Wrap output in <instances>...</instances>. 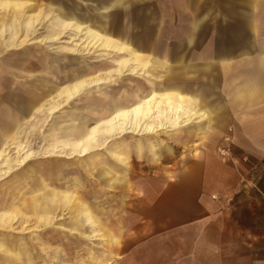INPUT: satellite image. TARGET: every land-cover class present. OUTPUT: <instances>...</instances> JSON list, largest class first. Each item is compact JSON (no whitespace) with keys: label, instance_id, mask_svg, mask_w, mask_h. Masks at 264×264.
I'll return each instance as SVG.
<instances>
[{"label":"rangeland","instance_id":"obj_1","mask_svg":"<svg viewBox=\"0 0 264 264\" xmlns=\"http://www.w3.org/2000/svg\"><path fill=\"white\" fill-rule=\"evenodd\" d=\"M35 1H38V10L48 4L45 0H31L30 3ZM60 1L64 2L65 7L78 5V13L90 11L98 15L105 13L100 6L110 0ZM10 13L17 18L26 17L23 5H2L0 29L7 26L6 19ZM106 15L107 35L130 45L149 59L163 60L173 66L188 64L201 67L209 64L214 56L223 55L226 63H212L205 75H209L208 72L213 73L215 77L220 78V82H225L227 76L234 72L233 69L227 68L228 65L231 66V63L247 57L248 53L243 51L252 46L264 47V0H122L119 5L106 11ZM51 25L57 28L55 24ZM45 26L44 23L35 24L30 28L28 32L31 39L20 34L18 37L12 36L13 46L4 43L11 35L0 31V61H6L14 54L16 58L21 52H31L36 56L30 62L34 70L45 69L43 64L40 67L36 66L35 62L37 59L41 62L45 57L48 61L46 66H51L53 61L62 66L77 59L83 62L87 73L89 66L100 67L96 71L93 70V73L110 74L112 69H117L112 68L111 61L119 54L104 51L99 47H94L88 52L85 36L78 34L74 37L70 29L62 30L65 34L53 43L31 44L34 39L45 34ZM63 70L68 72L67 68ZM4 75H8L7 72L0 69V79L9 78L14 84L12 91L20 93L19 97L22 98L12 108L30 104L34 111L36 109L38 112L33 118L24 117V122L16 128L12 127L7 135L0 132V137L3 138L0 143V195H9L0 196V199H6L0 200V264H9L13 251L18 258V263L15 264L206 262L200 253L203 223L197 218L200 208L195 204H201L200 192L205 185L203 166L199 163L204 155L220 158L221 161H232L234 154L229 138L231 128L225 126V132L219 136L215 132V115L211 114L207 132L188 139H184L182 135L185 129L200 123L207 124V121H200L175 131L161 130L155 134L154 139H149V136L145 135L147 133H126L115 138L113 135L97 131L89 154L78 157L74 153L77 139L72 135L71 125L82 124L79 120L83 115L75 120L69 116H72L74 108L78 109L75 106L81 103L79 98L68 100L67 96H64V100L60 101L55 92H50L48 96L43 95L39 85H30L28 79L22 75ZM185 77L187 82L193 81L190 73ZM36 78L53 83L50 85L57 88L61 85L56 70H50L49 74L45 75L36 73ZM140 78V75L125 73L118 76L116 82L102 85L100 89H115L127 79ZM158 80L160 79H155V83ZM204 83L207 99L211 102L212 92L208 89L207 82ZM98 90L99 87L89 88L79 96L98 97ZM217 96L223 104V87L222 90H214L213 98ZM1 104L2 102L0 108ZM51 108L55 110L51 112ZM12 113L17 114L16 110ZM62 113L64 118H61ZM0 118L4 119L1 113ZM62 119L64 129L69 132L62 131ZM167 120L168 116L161 113L159 124H169ZM105 121L107 120L101 122V127H97L98 130L103 129ZM155 122L158 120L152 124ZM89 124L91 127L95 126L94 122H88L87 126ZM172 136H177L180 144L174 143ZM144 139L168 144L172 150L170 158L173 160L165 162L160 154L152 157L153 159L132 155L130 152H136V147L148 143ZM126 152H129V165H121V159H127ZM58 156L60 158H57ZM110 156L116 157L119 164H107V158ZM136 161H143V165H134ZM143 166L151 170L150 175L156 177V180L143 179L146 188L153 184L162 192L158 200L172 205L157 209L126 210L125 225L118 229L123 237L118 238V230L111 228L116 219H111L108 226H105L106 221L102 218L104 215L99 211V203L103 202V198L99 196L103 180L97 178L100 176L98 173L116 172L121 167L137 169ZM145 174H148L147 171ZM126 175L128 182L130 179L137 181V178H131L130 172ZM26 191H29V194L25 195ZM40 194H47V198H44L50 204L47 212L34 209L36 201L39 203L41 200L37 197ZM31 200L34 207L30 205ZM212 200L215 204V200ZM212 208H216V205ZM116 211L117 208L111 213ZM211 217L216 220L215 215ZM134 224L137 226L134 227ZM105 228L120 241V251L117 254L109 252L111 248L105 243ZM135 234L142 236L139 242L134 240Z\"/></svg>","mask_w":264,"mask_h":264},{"label":"crops","instance_id":"obj_2","mask_svg":"<svg viewBox=\"0 0 264 264\" xmlns=\"http://www.w3.org/2000/svg\"><path fill=\"white\" fill-rule=\"evenodd\" d=\"M30 1L0 0V6L23 5L25 9V19L17 18L10 13L6 19L8 21L7 26L0 29L2 33L8 32L11 35L8 41L4 40L7 46H13L12 36L18 37L20 34L28 39L30 28H33L35 24L43 25L44 23V26L46 25L44 27L45 34L41 38L34 39L31 44H49L45 42L46 39H59L65 34L62 30L70 29L74 37H77L78 34L85 36L88 52L94 47H99L104 51L108 50L119 54L117 58H113L111 61L112 68L117 69L115 71L110 69L112 71L110 74L93 73V70L96 71L100 67L89 66L87 73L83 62L77 59H73L70 63L62 66L56 65L57 61L51 62V66H46L48 61L45 57L41 62L38 59L35 60L36 66L42 67L43 64L45 69L34 70V66L30 62L36 56L31 52H21V55L16 58V54H14L8 60L0 61V69L6 71L8 75H22L34 87L39 85L43 95L48 96L50 92H55L60 101L64 100V96L68 97L72 89L78 87V89L76 88L78 93L73 99L78 100L79 98L81 103L75 106L78 109L74 108L72 116L69 117L75 120L76 117L83 115L80 120L82 124L73 123V126L78 125L79 128L85 126L86 130L95 128L102 132L103 129L98 130L97 127H101V122L109 120L114 113L133 109L148 99L155 103L161 100V96L168 99V114L171 115V118L178 115L184 118L179 125L175 124L176 126H174L169 123V127L164 131H175L184 126L207 121V124L200 123L185 129L182 133L184 139L206 133L209 126V116L214 114L217 126L215 132L219 136L225 132V126L231 128L229 138L234 155L231 162L204 155L199 163L203 166L205 184L200 192L201 204L195 203L197 204L196 207L200 208L197 218L201 219V223H203L200 234V253L201 258L206 262L202 264H264V55H262L264 54V47L255 48L252 46L249 50L243 51L248 53L247 57L231 63V66L228 65L227 68L233 69L234 72L227 76L225 82H220V78L215 77L213 73L208 72L209 75H205L208 66L212 63H226L223 55L214 56L209 64L201 67H193L188 64L173 66L163 60L149 59L143 53L132 49L130 45L109 37L107 35L106 11L119 5L122 0H110L106 4H102L103 6L100 7L104 9L105 13L98 15H94L90 11L78 13V5L65 7L64 2L60 0H45L48 4L43 9L38 10V1L33 4ZM52 23L56 25V29L52 27ZM78 40L80 41V39ZM68 65L70 66L68 67ZM65 68L68 69V72L63 70ZM50 70H56L57 75L60 76L59 83L61 85L59 88L50 85L53 83L40 81L36 78V73L45 75L49 74ZM125 73L140 75L141 78L127 79L124 84L121 83L115 89L101 91L100 86L116 82L117 77ZM189 73L193 81L187 82L188 79L185 76ZM103 76L108 79L107 83L86 87L87 82L93 79H101ZM157 78L160 80L155 83ZM8 79H0V103L2 102L0 113L4 117V119L0 118L2 135H7L12 127L16 128V126L21 125L24 122V117L33 118V115L38 112L36 109L34 111V107L30 104L12 108L22 98L19 97L20 93L12 91L14 84ZM205 81L208 89L212 92L211 102L207 99ZM49 85L50 87H48ZM92 87H99L98 97L86 96L82 98L79 96L83 91ZM222 87L225 95L223 104L220 102L219 96L213 98L214 90H222ZM179 105L182 106L183 110H178ZM14 110L17 114L12 113ZM54 110L55 108H51V112ZM100 110L102 111L100 112ZM158 112L161 117V109ZM61 118H64V114ZM187 119L188 121H186ZM88 122H94L95 126L91 127L90 124L87 126ZM27 123L29 122L27 121ZM157 124L158 122H155L153 125L156 126ZM60 127L62 131H65L64 119L61 120ZM158 131L161 130L158 129ZM155 134L145 135L149 136V139H154L156 138ZM114 137L117 138L116 135ZM149 139H144L148 143L136 147L137 151L130 153L137 158H152L160 154L159 156L165 162L173 160L170 158L172 150L168 144L156 140L150 141ZM171 139L174 143L180 144L177 136H172ZM2 140L3 138L0 137V143ZM223 145L225 144L223 143ZM125 154L127 159L124 161L122 158L121 165H129L127 163L130 158L129 152ZM107 160V164H119L114 156L108 157ZM134 165H143V161H136ZM146 171L148 174H145ZM128 172H130L131 178H137V181L134 182L130 179L128 182L126 175ZM150 172V169L143 166L137 169L121 167L116 172L98 173L100 176L97 178L103 180L99 195L103 198V202L99 203V211L104 215L102 218L106 221L105 226H108L111 219H116L112 229L118 230L124 226L126 210L129 209H157L172 205L158 200V196L162 192L160 189L157 190L153 184L146 188L144 178L156 180V177L150 175ZM24 194H29V191ZM5 195L9 196L8 194ZM37 197H40L41 200L39 203L38 200L36 201L35 207L44 203L48 204L49 207L48 200L44 199L47 198V194H40ZM212 199L215 200V204ZM30 205L34 207L33 200L30 201ZM213 205H216V208H212ZM115 208L118 211L111 213ZM49 209L45 211L47 212ZM211 215H215L216 220L212 219ZM133 226L136 227L137 225L134 224ZM104 236L106 238L105 243L111 248L109 252L113 251L117 254L120 251V241L106 228L104 229ZM117 236L118 238L123 237L122 232L118 230ZM141 238L142 236L139 234L134 235L136 242H139Z\"/></svg>","mask_w":264,"mask_h":264},{"label":"bare ground","instance_id":"obj_3","mask_svg":"<svg viewBox=\"0 0 264 264\" xmlns=\"http://www.w3.org/2000/svg\"><path fill=\"white\" fill-rule=\"evenodd\" d=\"M55 40H57V38L46 39L45 42L46 43H53V42H55ZM107 81L108 80L105 79V78L93 79V80L87 82L85 85H86V87L99 86L101 84L107 83ZM76 88L78 89V87H75L74 89L71 90L70 94L67 97L68 100H70L71 98H73L78 93L77 92L78 90H76ZM168 103H169L168 102V99L165 96H161V100H158L155 103H153V100L148 99V100H145V101L139 103L133 109L125 110V111H120L118 113H114L109 120H107V121L104 122V126H103L102 132L105 135H107V134L109 136L110 135H113V136L116 135L118 137L121 136V135H124L126 133H133V134H137V135H143L144 133H147V134H155L158 131V129L165 130L166 128L169 127V124H165V123L164 124H159L160 113L159 112L157 113V111H159L160 109H161V112L164 115H167L168 116V120L167 121H169L171 125H174V126L179 125L181 122H183L182 119H184V118L182 116L180 117L178 114H177L178 116H176L175 118H171V115L169 116V114H168V112H169ZM178 110H183V108H182L181 105L178 106ZM101 111L102 110H100V112ZM178 112H181V111H178ZM155 120L156 121L158 120V124L159 125L154 126L153 125L154 123L152 124V122L155 121ZM186 121H188V119ZM71 126L74 128V130L72 131V135L78 141L77 143L75 142V145H74L75 146L74 153L78 157H80V156H86L87 154H89V150L91 148H93L94 137L96 135L97 130L95 128H92L91 130H86L85 129L86 128L85 126H84V128H81V127L79 128L78 125H75V126L71 125ZM66 131H68V130L65 129L64 132H66ZM82 138H83L84 141H82ZM23 162L24 161L22 160V163ZM5 197H6V195H5ZM1 199H3V198H1ZM3 200H6V199H3ZM1 206H2V204H1ZM48 208H49L48 207V204H46V203H44L43 205H40L39 204L36 207H34V209L43 210V211L47 210ZM12 254L13 255L10 254L12 257L9 260V264L18 263V261H17L18 258L16 256L17 255L16 252L13 251Z\"/></svg>","mask_w":264,"mask_h":264}]
</instances>
